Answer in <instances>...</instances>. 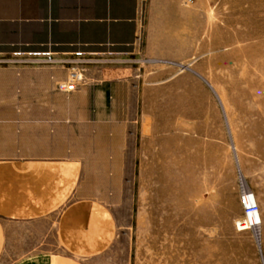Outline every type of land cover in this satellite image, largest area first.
<instances>
[{
	"label": "rangeland",
	"instance_id": "obj_1",
	"mask_svg": "<svg viewBox=\"0 0 264 264\" xmlns=\"http://www.w3.org/2000/svg\"><path fill=\"white\" fill-rule=\"evenodd\" d=\"M159 1L148 30L166 52L134 57L145 80L151 73L152 101H136L151 148L134 182L124 172L104 182L116 231L92 264H264V0ZM14 58L0 54V65H37ZM83 58L71 90L87 65L121 60ZM48 65L68 73L69 64ZM240 176L258 205V235L235 227Z\"/></svg>",
	"mask_w": 264,
	"mask_h": 264
},
{
	"label": "crops",
	"instance_id": "obj_2",
	"mask_svg": "<svg viewBox=\"0 0 264 264\" xmlns=\"http://www.w3.org/2000/svg\"><path fill=\"white\" fill-rule=\"evenodd\" d=\"M160 2L0 0V54L121 59L87 65L74 90L56 86L64 66L0 65V264H92L112 243L104 182L123 172L134 182L137 158L151 148L143 125L151 73L145 80L134 57L166 52L148 30ZM167 139L159 137L160 150Z\"/></svg>",
	"mask_w": 264,
	"mask_h": 264
},
{
	"label": "built area",
	"instance_id": "obj_3",
	"mask_svg": "<svg viewBox=\"0 0 264 264\" xmlns=\"http://www.w3.org/2000/svg\"><path fill=\"white\" fill-rule=\"evenodd\" d=\"M70 55H74L72 58ZM85 53L81 51H74L67 55H58L54 52H18L14 53V59L22 63H32V64H69L67 77L63 79L59 86L64 90L73 89L76 84L83 79L82 77V64L85 60L83 58ZM73 63H80L79 65ZM82 63V64H81ZM239 201L243 207L242 217L235 219V227L237 229L249 228L258 235L257 228L260 224V218L257 214L258 205L254 199L253 192L247 187L245 181L242 177H239ZM258 237V236H257Z\"/></svg>",
	"mask_w": 264,
	"mask_h": 264
},
{
	"label": "bare ground",
	"instance_id": "obj_4",
	"mask_svg": "<svg viewBox=\"0 0 264 264\" xmlns=\"http://www.w3.org/2000/svg\"><path fill=\"white\" fill-rule=\"evenodd\" d=\"M255 199V198H254ZM257 214H258V216H259V211H257ZM259 218H260V216H259Z\"/></svg>",
	"mask_w": 264,
	"mask_h": 264
}]
</instances>
